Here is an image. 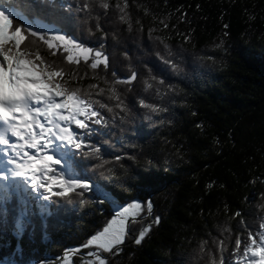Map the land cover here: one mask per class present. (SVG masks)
Returning a JSON list of instances; mask_svg holds the SVG:
<instances>
[{
  "label": "snow or ice",
  "instance_id": "6c2138e0",
  "mask_svg": "<svg viewBox=\"0 0 264 264\" xmlns=\"http://www.w3.org/2000/svg\"><path fill=\"white\" fill-rule=\"evenodd\" d=\"M39 3L60 13L45 27L28 20L27 0L0 3V221L7 223V206L15 201L14 232L22 235L32 218L40 216L46 236L49 217L70 211L69 206L95 205L104 219L85 232L78 246L66 247L55 257V264H117L129 242L142 247L162 222L153 212L151 192L126 200L121 196L150 188L153 169L167 171L173 160L183 159V141L167 138L177 100L182 101L180 107L186 106L182 90L172 81L183 76L182 65L192 56L213 64L222 61L214 55L198 56L186 47L195 49L196 34L183 4ZM201 10L195 5V11ZM226 11L219 13L221 20ZM242 12L251 29L256 5H244ZM260 13L264 21V6ZM229 29V23H222L213 49L228 52ZM129 38L141 55L130 54ZM195 127L203 132L202 123ZM164 128L167 135L157 141ZM157 143L167 151L158 149ZM213 144L219 146V139ZM247 183L262 186L259 200L264 202V171L251 175ZM215 187L216 181L209 180L204 191ZM221 213L223 219L202 233H185L180 243L186 259L180 264H264V203L255 219L246 218L239 208L230 212L227 201L215 212L210 208L204 218ZM22 251L21 245L13 253L19 256ZM3 264L19 262L5 259Z\"/></svg>",
  "mask_w": 264,
  "mask_h": 264
},
{
  "label": "trees",
  "instance_id": "16d2710c",
  "mask_svg": "<svg viewBox=\"0 0 264 264\" xmlns=\"http://www.w3.org/2000/svg\"><path fill=\"white\" fill-rule=\"evenodd\" d=\"M12 2L0 0L6 5ZM156 2L151 0L152 4ZM27 4L28 20L35 27L52 24L54 15L60 14L39 0H27ZM180 4L185 5L192 16L196 34L195 49L191 45L186 47L196 51L198 56L214 55L222 63L213 64L192 56L182 65L183 76L172 81L182 90L186 106L180 107L182 101L177 100L174 127L167 138L183 141V159L173 160L167 171L153 169L156 175L151 179L150 188L133 189L121 196L126 200L129 196L151 192L153 212L162 217V222L142 247L129 242L117 264H180L186 259L185 248L180 243L185 233H202L217 219H223L221 213L206 220L204 216L210 208L215 212L216 206L223 208V202L227 201L230 212L239 208L246 218L255 219L259 204L264 203L259 200L262 186L247 183L251 175L264 171V152L261 151L264 145V21L260 19L264 0H235L234 5L232 0H170V6ZM197 4L202 6L201 11H195ZM253 4L257 19L250 22L249 29L242 7ZM222 10H227L223 20L219 16ZM222 23L230 24L227 53L212 48L213 42H218ZM187 27L181 25L182 29ZM246 30L249 31L246 33ZM242 33H245L243 37ZM122 35L128 36L127 33ZM126 42L130 54L134 51L141 55L130 38ZM120 51L116 50L117 57ZM193 112L196 115H192ZM197 123L203 124V132L195 127ZM165 135L167 128L160 130L157 141ZM214 138L219 139V146L213 144ZM156 146L167 151L163 144ZM159 158H164V152ZM209 180H215L217 187L206 193L204 186ZM220 183L225 187L220 188ZM14 206L15 201L7 206V223L0 221V264L5 259L29 264L43 258L55 264V257L66 247L78 246L85 239V232L94 230L104 219L95 205L82 209L79 205L69 206L70 211L49 217L46 236L40 216L33 217L22 235H17ZM105 207H109L107 202ZM21 245L22 255L17 256L13 250Z\"/></svg>",
  "mask_w": 264,
  "mask_h": 264
}]
</instances>
